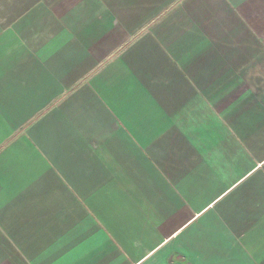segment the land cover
Returning <instances> with one entry per match:
<instances>
[{
    "label": "crops",
    "instance_id": "crops-1",
    "mask_svg": "<svg viewBox=\"0 0 264 264\" xmlns=\"http://www.w3.org/2000/svg\"><path fill=\"white\" fill-rule=\"evenodd\" d=\"M0 264H264V0H0Z\"/></svg>",
    "mask_w": 264,
    "mask_h": 264
}]
</instances>
